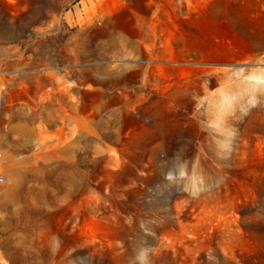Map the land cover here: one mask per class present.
I'll return each instance as SVG.
<instances>
[{
    "label": "rangeland",
    "instance_id": "1",
    "mask_svg": "<svg viewBox=\"0 0 264 264\" xmlns=\"http://www.w3.org/2000/svg\"><path fill=\"white\" fill-rule=\"evenodd\" d=\"M0 264H264V0H0Z\"/></svg>",
    "mask_w": 264,
    "mask_h": 264
},
{
    "label": "built area",
    "instance_id": "2",
    "mask_svg": "<svg viewBox=\"0 0 264 264\" xmlns=\"http://www.w3.org/2000/svg\"><path fill=\"white\" fill-rule=\"evenodd\" d=\"M3 159H4V153L2 150H0V164L2 163ZM3 179H4L3 176L0 175V182L3 181Z\"/></svg>",
    "mask_w": 264,
    "mask_h": 264
},
{
    "label": "clouds",
    "instance_id": "3",
    "mask_svg": "<svg viewBox=\"0 0 264 264\" xmlns=\"http://www.w3.org/2000/svg\"><path fill=\"white\" fill-rule=\"evenodd\" d=\"M138 259L141 261V264H144V257H143V255L139 256Z\"/></svg>",
    "mask_w": 264,
    "mask_h": 264
}]
</instances>
